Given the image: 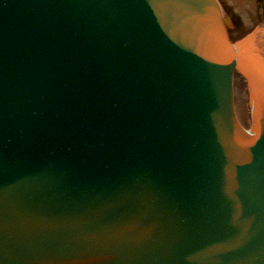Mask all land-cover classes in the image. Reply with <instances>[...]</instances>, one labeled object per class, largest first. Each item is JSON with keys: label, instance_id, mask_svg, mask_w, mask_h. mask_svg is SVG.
Returning a JSON list of instances; mask_svg holds the SVG:
<instances>
[{"label": "water", "instance_id": "1", "mask_svg": "<svg viewBox=\"0 0 264 264\" xmlns=\"http://www.w3.org/2000/svg\"><path fill=\"white\" fill-rule=\"evenodd\" d=\"M222 24L214 0H0V264H264V91Z\"/></svg>", "mask_w": 264, "mask_h": 264}, {"label": "rangeland", "instance_id": "2", "mask_svg": "<svg viewBox=\"0 0 264 264\" xmlns=\"http://www.w3.org/2000/svg\"><path fill=\"white\" fill-rule=\"evenodd\" d=\"M224 15L231 23L226 27L230 40L237 42L258 32L261 44L264 41V0H217ZM226 25V24H225ZM264 44V42H263ZM234 74L235 112L245 128L251 127L248 84L241 73Z\"/></svg>", "mask_w": 264, "mask_h": 264}, {"label": "bare ground", "instance_id": "3", "mask_svg": "<svg viewBox=\"0 0 264 264\" xmlns=\"http://www.w3.org/2000/svg\"><path fill=\"white\" fill-rule=\"evenodd\" d=\"M222 25H224L223 19L224 15L220 13ZM225 25H224V32H225ZM227 36V33H225ZM262 40L261 38L256 37L255 39H252L250 41H247L248 43H245V46H241L238 50L234 49L233 54L236 56V61L243 64L244 67H246V73H248L252 79V81L256 84L258 89H261L264 91V44L260 43ZM226 44V43H225ZM234 72V70L232 71ZM236 74V73H235ZM250 95V94H249ZM249 106H251L250 101ZM255 98H253V104L255 106ZM235 104V103H234ZM253 116V115H252ZM237 121H239L237 119ZM240 126L246 131L247 133L251 134L243 125L242 123H239ZM255 135V133H254Z\"/></svg>", "mask_w": 264, "mask_h": 264}]
</instances>
